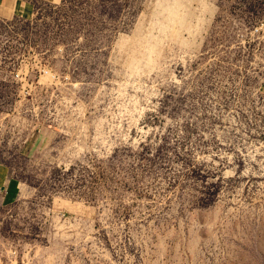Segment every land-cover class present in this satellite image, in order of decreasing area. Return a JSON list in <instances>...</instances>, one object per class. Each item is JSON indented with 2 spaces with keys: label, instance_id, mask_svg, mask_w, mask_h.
Segmentation results:
<instances>
[{
  "label": "rangeland",
  "instance_id": "obj_1",
  "mask_svg": "<svg viewBox=\"0 0 264 264\" xmlns=\"http://www.w3.org/2000/svg\"><path fill=\"white\" fill-rule=\"evenodd\" d=\"M21 1L0 264H264V0Z\"/></svg>",
  "mask_w": 264,
  "mask_h": 264
},
{
  "label": "crops",
  "instance_id": "obj_2",
  "mask_svg": "<svg viewBox=\"0 0 264 264\" xmlns=\"http://www.w3.org/2000/svg\"><path fill=\"white\" fill-rule=\"evenodd\" d=\"M21 0H0V5L5 7L8 6V4H11L14 9L18 11L26 10L27 8L23 4V1ZM37 1H42V2H49V3H59L60 0H37ZM20 193V184L17 182L11 181L8 186L4 188V194H3V201L4 203L13 204L15 201L18 199Z\"/></svg>",
  "mask_w": 264,
  "mask_h": 264
},
{
  "label": "built area",
  "instance_id": "obj_3",
  "mask_svg": "<svg viewBox=\"0 0 264 264\" xmlns=\"http://www.w3.org/2000/svg\"><path fill=\"white\" fill-rule=\"evenodd\" d=\"M45 74H46V75H49V74H50V71H49V70H46V71H45Z\"/></svg>",
  "mask_w": 264,
  "mask_h": 264
}]
</instances>
